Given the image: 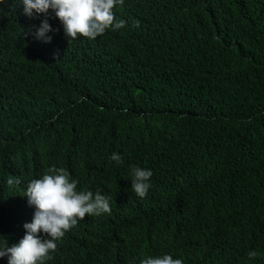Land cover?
I'll return each mask as SVG.
<instances>
[{
	"label": "trees",
	"instance_id": "trees-1",
	"mask_svg": "<svg viewBox=\"0 0 264 264\" xmlns=\"http://www.w3.org/2000/svg\"><path fill=\"white\" fill-rule=\"evenodd\" d=\"M113 11L125 27L72 40L52 10L0 3V248L23 238L27 185L55 166L111 213L80 220L45 264H264V0ZM132 166L153 172L143 199Z\"/></svg>",
	"mask_w": 264,
	"mask_h": 264
},
{
	"label": "clouds",
	"instance_id": "clouds-1",
	"mask_svg": "<svg viewBox=\"0 0 264 264\" xmlns=\"http://www.w3.org/2000/svg\"><path fill=\"white\" fill-rule=\"evenodd\" d=\"M3 3V0H0ZM25 15L47 14L52 10L61 22L65 36L75 40L80 37L94 40L105 33L125 27L124 20L117 21L113 9L124 0H22ZM139 27V21L134 22ZM54 31L44 19L35 32V38L50 43ZM111 160L123 164L120 154L113 153ZM131 190L143 199L150 187L151 169L132 166ZM9 185L19 183L18 178L10 177ZM28 204L35 207L33 220L25 223L23 238L9 246L5 240L0 248V258L7 257L8 264H45L57 250V241L75 227L86 216H99L111 213V197L99 190H78V181L72 179L64 168L52 166L40 178L32 179L26 188ZM41 233L43 235H41ZM248 258L254 259L256 251H249ZM140 264H183L182 259H174L170 254L142 258Z\"/></svg>",
	"mask_w": 264,
	"mask_h": 264
}]
</instances>
